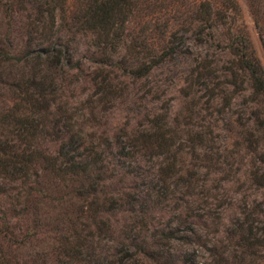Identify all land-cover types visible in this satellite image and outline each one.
<instances>
[{"label":"rangeland","instance_id":"1","mask_svg":"<svg viewBox=\"0 0 264 264\" xmlns=\"http://www.w3.org/2000/svg\"><path fill=\"white\" fill-rule=\"evenodd\" d=\"M236 2L239 17L214 21L210 28L200 25L204 44L190 33L199 23L173 28L184 48L155 63L141 79L119 78L140 65L123 49L103 67L94 62L109 55L102 56L91 35L73 39L81 69L70 71L63 65L67 75L55 73L53 108L64 105L74 117L75 130L112 142L115 136L135 133L152 114L167 108L166 122L176 129L168 155L171 159L175 153L170 161L174 167L164 169L167 161L156 156L158 150H143L119 163L117 149L106 150L113 163L102 176L99 197L118 199L121 205L105 215L107 227L100 232L72 210L58 212L59 208L43 201L35 204L32 198L27 205L31 202L36 208H27L23 200H14L18 185L0 178V264H116L131 250L125 236L132 234L137 240L133 244L142 243L146 251V257H135L136 264H264L263 249L253 257L239 246L244 215L251 214L253 223L264 230V103L253 94L249 75L239 71L236 56L227 49L235 36L242 40L244 35L264 72V0ZM128 21L127 32L134 34L140 27L138 19L133 15ZM148 43L152 55H157L161 43L151 37ZM107 72L114 77L111 84L120 81L123 91L100 104V87L91 78ZM7 74L0 71V101L10 105L13 97L3 85ZM88 106L95 117L90 122ZM34 147L46 153L56 148L48 137ZM33 171L40 174V167ZM188 176L193 188L182 186ZM168 186L166 192L160 189ZM123 198L131 203L122 204ZM169 234L175 239L165 241Z\"/></svg>","mask_w":264,"mask_h":264},{"label":"trees","instance_id":"2","mask_svg":"<svg viewBox=\"0 0 264 264\" xmlns=\"http://www.w3.org/2000/svg\"><path fill=\"white\" fill-rule=\"evenodd\" d=\"M254 11L259 12V9L254 8ZM239 14L236 0H0V71L8 72L10 77L3 85L13 97L7 102L10 105L0 101V178L18 185L14 200H23L27 205V199L32 198L35 204L43 201L52 208H59L58 212L72 210L79 217L86 216L100 232L107 227L103 220L105 215L121 205L118 199L99 197L102 196V176L106 167L113 163L108 160L106 150L117 149L116 163L120 159H132L143 150L149 153L158 150L160 153L156 156L167 161L164 169L168 172L174 167L170 161L175 158V153L171 159L168 155L176 129L166 122L167 108H164L165 113L152 114L146 125L135 133L115 136L113 142L75 130L74 117L68 109L60 104L53 108L55 73L67 75L62 70L63 65L70 71L81 69V64L74 58L75 37H93L102 56L109 55L100 63L94 62L103 67L107 65L105 61L111 57L113 61L123 49L140 65L119 78L141 79L149 75L155 63L184 48L173 28L199 23L190 33L195 41L204 44L206 39L198 30L200 25L210 28L214 21L231 22L232 17H239ZM133 15L140 27L130 34L126 25ZM149 36L161 43L160 52L155 56L148 43ZM241 39L237 40L235 36L227 49L236 56L239 71L249 75L253 94L264 103V72L254 57L249 40L244 35ZM108 74L91 78L94 85L100 87V104L123 91L120 81L111 84L114 77L109 78ZM231 75L235 76L232 72ZM60 80H63L62 75ZM88 107L90 122L95 117L93 108ZM42 137L55 143L53 152H40L34 147ZM149 157L153 156L149 154ZM34 166L40 167V174L33 171ZM32 177L34 179L30 181ZM190 181L188 176L182 186L193 188ZM160 189L166 192L169 186ZM162 200L167 199L163 197ZM120 202L131 203L126 198ZM27 208L35 209L36 205L30 202ZM24 211L27 212L25 207ZM29 214L37 219L35 212ZM182 214L185 216L183 211ZM243 222L244 235L239 237V246L249 249L251 255L257 257L259 249L264 250V230L253 223L251 214L244 215ZM188 227L192 234V228ZM173 235H167L165 241L175 239ZM125 237L131 250L127 249L125 257H120L116 264H136V256L146 257L145 247L139 242L133 244L135 235ZM24 243L25 238L19 244Z\"/></svg>","mask_w":264,"mask_h":264}]
</instances>
